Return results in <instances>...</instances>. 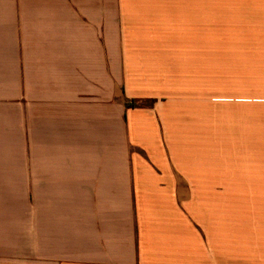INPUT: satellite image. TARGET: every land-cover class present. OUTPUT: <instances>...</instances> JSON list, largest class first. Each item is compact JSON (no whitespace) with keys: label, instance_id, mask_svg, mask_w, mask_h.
Here are the masks:
<instances>
[{"label":"crops","instance_id":"1","mask_svg":"<svg viewBox=\"0 0 264 264\" xmlns=\"http://www.w3.org/2000/svg\"><path fill=\"white\" fill-rule=\"evenodd\" d=\"M154 3L0 0L8 256L28 236L33 264H264V113L224 177L240 220L218 219L229 162L217 173L215 123L192 95L160 86L176 56L152 40Z\"/></svg>","mask_w":264,"mask_h":264},{"label":"rangeland","instance_id":"2","mask_svg":"<svg viewBox=\"0 0 264 264\" xmlns=\"http://www.w3.org/2000/svg\"><path fill=\"white\" fill-rule=\"evenodd\" d=\"M154 1L152 40H163L170 57L176 56L169 67L175 82L160 86L192 95L202 116L215 123V155L222 161L217 173L226 171L224 160L229 162L224 176L218 175L217 216L236 223L240 187L226 178L241 172L242 134L247 137L257 109L264 113V0ZM164 29L167 36L158 32ZM207 200L212 204V197ZM23 239L19 251L8 256L15 245L0 235V264H33L31 237Z\"/></svg>","mask_w":264,"mask_h":264},{"label":"trees","instance_id":"3","mask_svg":"<svg viewBox=\"0 0 264 264\" xmlns=\"http://www.w3.org/2000/svg\"><path fill=\"white\" fill-rule=\"evenodd\" d=\"M130 104H132V105L135 104V101H131Z\"/></svg>","mask_w":264,"mask_h":264}]
</instances>
